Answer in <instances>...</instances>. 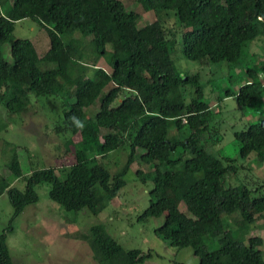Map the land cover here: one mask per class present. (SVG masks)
Here are the masks:
<instances>
[{
  "label": "trees",
  "instance_id": "16d2710c",
  "mask_svg": "<svg viewBox=\"0 0 264 264\" xmlns=\"http://www.w3.org/2000/svg\"><path fill=\"white\" fill-rule=\"evenodd\" d=\"M127 1L154 12L156 20L140 28L142 15L122 0H0V105L25 114L49 99L46 106H55L58 119L53 130L76 159L25 174L18 148L12 150L6 167L18 181L0 177V197L7 194L14 208L9 227L0 229V264H14L8 234L15 218L39 202L37 186L50 184V198L67 211L100 215L126 186L136 161L150 166L137 174L152 183L140 219L165 216L155 230L161 240L192 249L199 264H264V240L252 236L264 219V181L246 172L248 164L219 155L218 113L200 76L180 72L174 58L181 51L202 67L226 62L245 68L246 82L240 79L236 93L227 89V97L259 109L264 64L243 62L246 49L264 35V0ZM26 19L47 32L50 49L43 56L31 40L15 36L16 23ZM109 47L111 72L99 66ZM79 64L89 78L83 86L75 82ZM234 136L243 158L253 155L264 164V118ZM127 148L126 164L111 172L103 162ZM79 236L97 264H143L152 257L124 249L102 225Z\"/></svg>",
  "mask_w": 264,
  "mask_h": 264
},
{
  "label": "rangeland",
  "instance_id": "374dc122",
  "mask_svg": "<svg viewBox=\"0 0 264 264\" xmlns=\"http://www.w3.org/2000/svg\"><path fill=\"white\" fill-rule=\"evenodd\" d=\"M122 1L129 11L142 15L140 28L156 20L155 13L145 12L140 4L134 1ZM175 19L173 16V22ZM15 36L31 40L41 56L49 50L50 40L47 32L32 19L17 22ZM77 37L80 35L77 34ZM112 52L113 49L109 47L108 53L99 62V66L108 72L112 71ZM178 52V55L174 56L177 69L190 76H200L207 97L210 99L212 111L218 113L217 125L222 130V142L216 149L219 155L233 158L237 165L248 164L251 170L246 172L252 173L255 180L263 182L264 164L257 162L253 155L248 159L243 158L234 134L246 128L248 124L264 118V100L258 106L260 110L244 109L238 106L233 97L228 98L226 93L227 89L238 92L240 79L243 83L246 82L245 68L233 69L226 62L202 67L198 62L186 59L181 51ZM243 63L245 67L264 64V35L246 49ZM83 69L84 66L81 64L74 68L75 82L78 86H83L89 79ZM42 103L45 106L38 104L25 114H10L3 105H0V128H5L0 133V177H6L11 184H17L18 181L6 167L7 159L14 148H18L25 174L42 168L58 169L75 163L74 148L68 152L66 139L53 130L58 120L53 116L56 111L55 106H46L49 99ZM99 106L97 104L91 111L95 112ZM74 140L78 141L79 137ZM129 153L128 148L127 151L121 149L113 152L103 164L107 165L111 172L116 173L126 164ZM176 169L184 168L180 165ZM139 170L149 172L151 169L150 166L136 161L125 177L127 184L120 195L110 202L100 215H94L89 211H67L50 198V184L43 183L37 186L39 202L27 206L15 218L14 228L8 234L7 243L14 264H97L89 244L80 239L79 235L90 232L98 225L104 226L124 249H139L144 253H151L152 257L143 264H175V262L199 264L200 259L195 256L192 249L178 250L156 235L155 230L163 224L165 216L140 219L150 206L149 191L152 183H143L137 174ZM243 175H245L244 171L240 175L241 181H243ZM18 186L21 187L23 184ZM181 209L185 211L184 206ZM13 214L14 208L9 196L4 194L0 197L1 230L9 227ZM258 225V228L252 232V236L261 237L264 240V219L260 220ZM261 249L264 252V245Z\"/></svg>",
  "mask_w": 264,
  "mask_h": 264
},
{
  "label": "water",
  "instance_id": "95a60500",
  "mask_svg": "<svg viewBox=\"0 0 264 264\" xmlns=\"http://www.w3.org/2000/svg\"><path fill=\"white\" fill-rule=\"evenodd\" d=\"M8 53L11 55V51L9 50Z\"/></svg>",
  "mask_w": 264,
  "mask_h": 264
},
{
  "label": "built area",
  "instance_id": "2783aa9c",
  "mask_svg": "<svg viewBox=\"0 0 264 264\" xmlns=\"http://www.w3.org/2000/svg\"><path fill=\"white\" fill-rule=\"evenodd\" d=\"M263 85H264V76H263Z\"/></svg>",
  "mask_w": 264,
  "mask_h": 264
},
{
  "label": "crops",
  "instance_id": "0c3cea01",
  "mask_svg": "<svg viewBox=\"0 0 264 264\" xmlns=\"http://www.w3.org/2000/svg\"><path fill=\"white\" fill-rule=\"evenodd\" d=\"M49 49H50V47H49ZM257 110H259V109H257Z\"/></svg>",
  "mask_w": 264,
  "mask_h": 264
}]
</instances>
